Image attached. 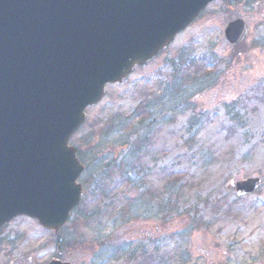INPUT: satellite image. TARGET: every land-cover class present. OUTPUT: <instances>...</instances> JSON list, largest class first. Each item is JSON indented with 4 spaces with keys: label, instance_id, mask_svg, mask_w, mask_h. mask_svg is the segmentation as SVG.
<instances>
[{
    "label": "rangeland",
    "instance_id": "374dc122",
    "mask_svg": "<svg viewBox=\"0 0 264 264\" xmlns=\"http://www.w3.org/2000/svg\"><path fill=\"white\" fill-rule=\"evenodd\" d=\"M237 18L249 32L243 43L230 46L223 31ZM170 60L210 74L209 84L188 92L180 108L156 103L152 140L133 177L142 185L130 193L140 199L145 194L141 211L137 217L115 214L126 206L125 185L114 186L118 171L104 165L120 146L112 156L106 150L137 135L121 131L120 138L112 128L104 130L111 118L129 117L164 93ZM85 113L69 143L88 151L80 179L112 176L104 182L113 187L107 211L86 223L79 210L72 213L61 232L75 242L58 251L53 231L16 217L0 229V264H264V0H213L164 50L108 85ZM145 132L142 127L137 134ZM85 138L88 145H79ZM250 177L261 178V186L237 197L235 183ZM149 190L157 197L151 200ZM81 202V212L96 208L90 194L83 192Z\"/></svg>",
    "mask_w": 264,
    "mask_h": 264
},
{
    "label": "water",
    "instance_id": "95a60500",
    "mask_svg": "<svg viewBox=\"0 0 264 264\" xmlns=\"http://www.w3.org/2000/svg\"><path fill=\"white\" fill-rule=\"evenodd\" d=\"M211 1L0 0V228L26 216L60 231L82 196L84 167L68 141L84 110ZM247 34L241 19L224 29L231 46ZM260 183L237 181L235 193L249 195Z\"/></svg>",
    "mask_w": 264,
    "mask_h": 264
},
{
    "label": "trees",
    "instance_id": "16d2710c",
    "mask_svg": "<svg viewBox=\"0 0 264 264\" xmlns=\"http://www.w3.org/2000/svg\"><path fill=\"white\" fill-rule=\"evenodd\" d=\"M170 68H171V76L169 81L165 84L164 93H162L159 96L153 95V102L150 104H147L143 106L141 109L137 111H133L129 117H126L120 121H118L115 117L110 119V123L108 127L104 130L107 132V130L111 129L110 131L119 132V137L121 138L122 132H133L136 134V138L129 142L127 138L123 141H118L117 143L111 144V148L106 150V153L110 156L113 155V153H117V156L121 155L123 151H126L124 156L122 157L123 161H120L118 164H115L116 158H110L109 161L104 165L106 169H114L118 171L117 177L114 178V181L112 184L115 186H121L122 183L125 185L124 189V197L126 206H121L120 208H117L115 214H122L124 215L125 212L130 213L133 216H139V213L141 211V199L145 197V194L141 195V199L135 195H130V193H134L135 189H138L139 186L142 185V183L136 181L133 177L136 175L138 171H136L137 168V162H140V154L146 149L149 148L150 142L152 140V128L155 123V105L159 102L161 104L165 103H173V108H180L186 104V99L188 98V95L190 91L192 90H202L205 86L209 84L208 77L209 75H201L200 68L196 69H190L182 68L181 64L175 63L174 60L169 61ZM188 93V94H187ZM155 96V97H154ZM140 115V119H137ZM144 115V116H143ZM137 119V120H136ZM144 127L146 129V132L143 135H138L139 128ZM116 134V133H115ZM127 136V135H126ZM89 140L83 139L80 140L79 145L86 146L88 145ZM120 142V143H119ZM122 142V143H121ZM120 148L118 149V147ZM118 146V147H117ZM106 149V148H105ZM118 151L116 152V150ZM88 151H82L77 148V157L79 160L83 163V155L87 154ZM94 160H96L95 156H93ZM113 164V165H112ZM111 165V166H110ZM85 169H87L88 164L84 163ZM94 176V175H92ZM107 178H104L98 174H96L94 177L91 178V175L87 178L80 179L81 184L83 185L84 192H85V198L90 194L93 198V201L96 202L95 206L96 208L91 211V213H88L83 210L81 212V208H79L80 205H82V202H80V205L72 212L76 213L78 210L79 220L82 222H88L90 221L91 217L98 216L101 212L107 211V205L106 201L108 199H111L110 193L112 192L113 187L106 186L105 181L109 179V181L112 180V176H110L108 173L106 174ZM98 178V180L96 179ZM93 188L92 191L89 193V189ZM129 192V194L127 193ZM147 194H151L150 199H154L157 197V195L153 196V193L151 190L149 192L147 191ZM146 194V195H147ZM143 196V197H142ZM149 199V200H150ZM151 199V200H152ZM85 200L83 201V203ZM167 206V205H166ZM165 206V207H166ZM115 208V206L113 207ZM102 210V211H101ZM146 210H148V207L146 206ZM145 210V211H146ZM147 212V211H146ZM111 214V212H109ZM63 232H59L55 235V247L58 250H63L61 247H69L72 246V244L75 242L74 238L70 236L63 235Z\"/></svg>",
    "mask_w": 264,
    "mask_h": 264
}]
</instances>
